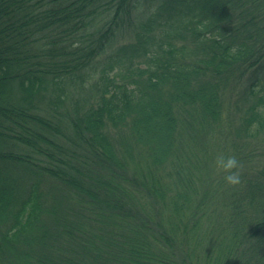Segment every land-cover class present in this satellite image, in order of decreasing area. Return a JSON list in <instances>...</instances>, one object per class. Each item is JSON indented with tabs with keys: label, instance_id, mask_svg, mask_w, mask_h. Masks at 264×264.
Listing matches in <instances>:
<instances>
[{
	"label": "trees",
	"instance_id": "trees-1",
	"mask_svg": "<svg viewBox=\"0 0 264 264\" xmlns=\"http://www.w3.org/2000/svg\"><path fill=\"white\" fill-rule=\"evenodd\" d=\"M0 264H264V0H0Z\"/></svg>",
	"mask_w": 264,
	"mask_h": 264
},
{
	"label": "rangeland",
	"instance_id": "rangeland-1",
	"mask_svg": "<svg viewBox=\"0 0 264 264\" xmlns=\"http://www.w3.org/2000/svg\"><path fill=\"white\" fill-rule=\"evenodd\" d=\"M199 136L196 139H200V142L198 143V153H196L195 150L196 146L193 145V143L186 142L185 146V155L187 157L186 162L192 161L197 162L199 165L202 166L204 172L207 171V173H210L212 177L215 179L221 177L223 175V171H218L217 167L214 166L213 161H215L217 155L223 153L225 150H231L232 147V138L233 136L229 132H220L215 128H212L209 130V132L205 133L199 129ZM189 155H188V153ZM230 155H234L236 157V154H233V152L230 153ZM194 165V164H193ZM197 166V165H196ZM245 167H241V169H244ZM207 173H204L206 175ZM224 178V177H223ZM225 181V179H224ZM225 184H227L225 182Z\"/></svg>",
	"mask_w": 264,
	"mask_h": 264
},
{
	"label": "clouds",
	"instance_id": "clouds-1",
	"mask_svg": "<svg viewBox=\"0 0 264 264\" xmlns=\"http://www.w3.org/2000/svg\"><path fill=\"white\" fill-rule=\"evenodd\" d=\"M215 164L218 171L227 173L224 179L228 185H238L241 182L240 179V162L234 155L225 156L223 153L217 155Z\"/></svg>",
	"mask_w": 264,
	"mask_h": 264
}]
</instances>
